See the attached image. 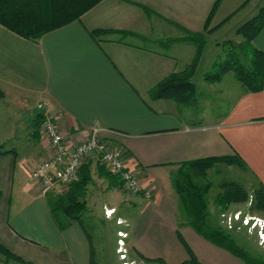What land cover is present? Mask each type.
Masks as SVG:
<instances>
[{
	"label": "crops",
	"instance_id": "0c3cea01",
	"mask_svg": "<svg viewBox=\"0 0 264 264\" xmlns=\"http://www.w3.org/2000/svg\"><path fill=\"white\" fill-rule=\"evenodd\" d=\"M262 7L264 0H102L37 42L0 24V149L8 152L0 156V246L33 264H102L94 231L54 216L48 192L31 180L32 168L53 156L49 142L34 135L35 118L46 113L72 143L101 129L121 147L128 168L140 180L143 191L132 194L123 184H110L103 175L109 170L98 156L83 163L92 176L86 212L98 195L110 196L98 217L106 224L116 218V250L118 232L124 230L129 254L139 263L162 259L183 264L193 255L201 264H244L191 227L179 226L181 201L173 176L186 162L237 156L264 188V90H243L229 110L216 118L204 111L196 119L187 106L149 96L159 83L185 69L190 56L182 45L192 44L164 46L177 51L170 54L133 40L171 35L175 29L185 37L204 34L208 43L234 32ZM96 31L134 35H92ZM254 46L264 52V29ZM123 208L136 215L121 213ZM110 210L112 216L106 214Z\"/></svg>",
	"mask_w": 264,
	"mask_h": 264
},
{
	"label": "trees",
	"instance_id": "16d2710c",
	"mask_svg": "<svg viewBox=\"0 0 264 264\" xmlns=\"http://www.w3.org/2000/svg\"><path fill=\"white\" fill-rule=\"evenodd\" d=\"M101 1L0 0V24L25 39L37 42L45 34L80 19L82 15ZM263 29L264 7L237 30L236 35L242 39L240 43L227 41L222 44L226 48V54L222 60H218L214 64L218 72L206 74L204 80L216 84L221 82L226 75L233 73L246 93L262 92L264 90V52L254 46V40ZM111 33L125 35L127 32L96 31L92 35ZM201 35L204 34H188L186 38L176 40L177 42L185 41L195 45L197 47L196 55L184 70L171 74L150 91L149 96L152 100L168 99L183 106L196 103V85L192 78L196 75L204 47L207 45L206 40ZM171 43L164 42V44ZM2 97H4V92L0 89V98ZM44 115L40 114L35 118V136L40 134ZM6 153L8 152H3L0 149V156ZM221 164L245 170V164L236 156L186 162L174 174L173 185L181 201L179 226L191 227L200 236L229 252L244 264H264L263 260L252 256L248 250L240 246L228 230L215 227L211 223L209 193L212 186L206 182V178L211 170ZM103 175L112 186L121 188L122 181L119 176L110 171L104 172ZM91 181L89 166L82 165L77 180L67 185V190L64 193L55 194V189L48 191L47 203L52 214L56 217L63 215L69 221L82 224L83 216L86 213L85 197ZM223 188V192L215 199V204L221 211L229 209L233 204L244 203L249 200V193L233 181L224 183ZM254 195L255 205L264 211V188L259 186ZM0 252L10 260L21 264H33L8 252L1 246ZM146 261L150 264H166L162 259ZM183 264L201 263L192 255L190 260Z\"/></svg>",
	"mask_w": 264,
	"mask_h": 264
},
{
	"label": "rangeland",
	"instance_id": "374dc122",
	"mask_svg": "<svg viewBox=\"0 0 264 264\" xmlns=\"http://www.w3.org/2000/svg\"><path fill=\"white\" fill-rule=\"evenodd\" d=\"M256 15V14H255ZM253 16H248L243 22H239L236 26V30L234 32H229L230 34H221L219 36H215L208 40L207 46L204 47V52L202 54V58L200 61V65L196 71V75L192 78V81L196 85V103L194 105L187 106V112L191 115L197 116L205 111L208 117L216 118L220 113L225 112L230 109L232 101L234 98L239 97V95L243 92L242 85L238 82L233 73L226 75L224 78V83L220 84H212L206 82L204 77L206 74L217 73L218 70L215 68L214 64L218 60H222L226 54V48L223 47L222 44L217 45L218 43L223 42V40L232 39L234 36V42L236 44L240 43L242 39L237 37V30L244 23L252 19ZM167 29V28H166ZM173 30V29H171ZM129 35H134L131 32H127L123 37H127ZM170 35V34H169ZM169 35L163 36L161 33L158 35L149 36L148 39H139L133 40L137 42V44L142 45L147 48L163 50L170 54L176 53L177 51L174 48H165L168 44H164V42H172L178 43L176 40H180L182 38H186L181 34L178 30L174 29V34L172 33L170 36L175 37L176 39H168ZM231 35V36H229ZM141 37V36H139ZM205 40L207 39L206 35H201ZM176 41V42H175ZM178 46V45H177ZM176 46V47H177ZM186 48V56H190V62H192L193 58L196 55L197 47L195 45H191L189 48L188 44H184ZM184 59V58H183ZM223 80V79H222ZM114 146L117 145V142L113 140ZM31 177V176H30ZM233 181L239 185H241L248 193L249 200L244 203L233 204L229 209L221 211L215 204L216 197L223 192V185L226 182ZM206 182L211 184V191L209 193V201H210V220L213 226L223 228L229 231L232 237L236 240V242L244 247L249 253L258 257L260 260L264 261V240L262 237L264 236V211H261L257 205H255V195L254 192L258 190L259 184H257L249 175L245 172V170L233 167L228 168L226 165H218L213 170H211L206 178ZM39 185V184H37ZM90 185V184H89ZM41 188V187H40ZM59 188V187H57ZM56 188V189H57ZM67 189H63V191L54 192L55 194H60L61 192H65ZM88 191V189H87ZM44 192V191H43ZM46 193V192H45ZM131 193V192H130ZM52 194V192H51ZM87 195V194H86ZM86 199V197H85ZM110 200L109 195H98L95 201H92L90 208L83 216L82 224H85L88 229L93 230V236H96L97 244L99 247V255L102 259V264H121L119 261V256L117 255L116 250V218L112 217V223L108 222L107 224L103 222L101 218L98 216L101 213L103 203L105 201ZM121 213H130L131 215H136V211L134 209L123 208ZM238 214L241 220L233 223L232 228L227 226L225 222L226 219L222 217L223 214ZM95 215V218H93ZM252 218L251 224L249 226L244 225L243 221L245 218ZM253 222H259V225L256 228L252 226ZM118 224V223H117ZM252 226V227H251ZM123 229L126 228L125 225L122 226ZM97 231V232H96ZM263 232V236H262ZM128 250V249H127ZM129 253V250H128ZM130 259L132 260L134 257L129 254ZM137 262V261H136ZM0 264H21L19 262L10 260L5 255L0 252ZM137 264H144L139 263Z\"/></svg>",
	"mask_w": 264,
	"mask_h": 264
},
{
	"label": "built area",
	"instance_id": "2783aa9c",
	"mask_svg": "<svg viewBox=\"0 0 264 264\" xmlns=\"http://www.w3.org/2000/svg\"><path fill=\"white\" fill-rule=\"evenodd\" d=\"M40 135L50 144L53 156L40 160L31 170V180L41 187L44 192L56 189L60 186H67L78 178L79 171L84 161L89 157L98 156L103 165L112 173L119 176L123 187L132 194H139L143 191L140 180L128 168V163L124 151L108 139L99 128H94L90 136L79 143H72L65 139L57 123L50 114L44 115L40 127ZM149 196V193H146ZM108 216H112L113 210L107 211ZM227 226L232 228L234 222L241 220L238 214H223ZM252 218L246 217L244 225L249 226ZM118 221V224H123ZM259 222H253L252 226L257 227ZM251 226V227H252ZM259 226H262L260 224ZM264 231V230H260ZM117 254L121 264H137L131 260L126 245L128 233L124 230L118 232ZM263 236V232H262ZM264 240V236L262 237Z\"/></svg>",
	"mask_w": 264,
	"mask_h": 264
}]
</instances>
